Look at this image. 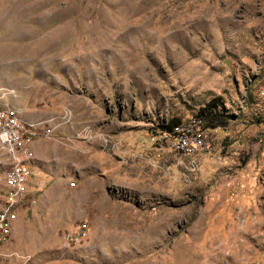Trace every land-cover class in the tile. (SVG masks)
<instances>
[{
  "label": "rangeland",
  "instance_id": "rangeland-1",
  "mask_svg": "<svg viewBox=\"0 0 264 264\" xmlns=\"http://www.w3.org/2000/svg\"><path fill=\"white\" fill-rule=\"evenodd\" d=\"M6 90L51 120L55 158L79 166L58 177L82 191L50 205L52 230L58 178L28 184L0 264H264V0H0ZM213 99L225 123L209 129ZM194 117L207 154L154 146Z\"/></svg>",
  "mask_w": 264,
  "mask_h": 264
},
{
  "label": "built area",
  "instance_id": "built-area-1",
  "mask_svg": "<svg viewBox=\"0 0 264 264\" xmlns=\"http://www.w3.org/2000/svg\"><path fill=\"white\" fill-rule=\"evenodd\" d=\"M11 95H14L12 91L0 92V183L4 187L0 204V248L8 242L13 232L17 208L32 177L29 167L34 161L33 143L39 138L51 140L54 130V127H47L51 120L28 122L23 119L21 110L5 100ZM92 134L85 133L82 138H99L104 148H110L113 154L117 151L116 145L106 135ZM153 144L159 150L192 159L193 162L194 158L207 154L212 148L211 139L200 117L160 131L154 136ZM87 234V225H81L74 231L63 233L62 239L67 244L76 245L84 241Z\"/></svg>",
  "mask_w": 264,
  "mask_h": 264
},
{
  "label": "crops",
  "instance_id": "crops-1",
  "mask_svg": "<svg viewBox=\"0 0 264 264\" xmlns=\"http://www.w3.org/2000/svg\"><path fill=\"white\" fill-rule=\"evenodd\" d=\"M16 105L19 107V103L16 102L15 106ZM19 109L21 110V113H23V117L26 121L39 122L38 120L41 114V110H39L38 107L31 109L28 106L21 104V107H19ZM34 110H37V112H35ZM52 118H54V116ZM58 143L59 142H57V139L49 140V139L41 138V139L35 140V142L33 143L32 149L34 153V161L36 159V163L33 161L30 164L31 166H35V170H31L32 177L29 180V184H33L34 186L37 185V187L41 186V184L46 185L45 179L43 178L44 175L47 177L53 176V177L58 178V179L54 178V180L49 185L50 186L49 191H51V193H54V194L46 195L45 200L43 201L44 203L43 211L45 212L49 211L50 213L49 218L51 219L52 222L50 221L49 223L53 226V228H51L52 230L57 227L58 222L56 221L55 219L56 217L54 216V212L56 208L53 209L50 205L53 204L54 202H59L61 197L63 199L69 198V194H71L72 191L74 192L82 191V188H80L82 187L80 186L81 184L78 185L77 189L75 188L73 189L68 186L69 183H67L65 180H61L60 177H58L59 176L58 173L59 171L62 170V167H65V169L68 171H74L79 168L78 164L74 162L65 161L64 163H60L57 160V158H55L57 156L55 147H58V145H60V143L59 144ZM50 172H53V173H50ZM35 178L37 179L35 180ZM30 187L31 189H34L32 186ZM66 191H67L68 197L63 196L64 195L63 193H66ZM40 201L41 200H39V202ZM45 212H44V215H45ZM46 217L48 218V215H46ZM22 220L24 219L22 218ZM18 225L20 226V220H18Z\"/></svg>",
  "mask_w": 264,
  "mask_h": 264
},
{
  "label": "trees",
  "instance_id": "trees-1",
  "mask_svg": "<svg viewBox=\"0 0 264 264\" xmlns=\"http://www.w3.org/2000/svg\"><path fill=\"white\" fill-rule=\"evenodd\" d=\"M217 101V99H213L199 110L200 116L204 117L209 129H215L218 126L224 125L225 123L221 114L216 111L217 107L219 106ZM169 128L170 126H168L166 129Z\"/></svg>",
  "mask_w": 264,
  "mask_h": 264
}]
</instances>
